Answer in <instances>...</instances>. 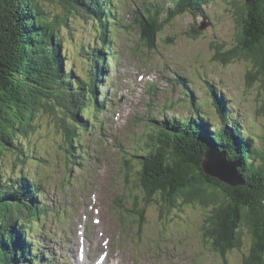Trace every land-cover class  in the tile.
<instances>
[{
  "label": "rangeland",
  "instance_id": "374dc122",
  "mask_svg": "<svg viewBox=\"0 0 264 264\" xmlns=\"http://www.w3.org/2000/svg\"><path fill=\"white\" fill-rule=\"evenodd\" d=\"M175 1H104L105 7L116 12V21L111 22L113 33L109 34V39L114 41L110 46L113 56L109 64V59L105 65L101 64L102 71L106 70L102 94L98 93L91 102L90 114H84L88 128L75 144V160L80 154L81 167L67 162L62 135L51 121L55 118L53 114L34 118V133L16 139L22 153L4 152L0 158V172L6 178L17 179L19 166L13 168V162L23 159L22 175L40 185L42 200L38 198L37 202L45 204L43 207L48 214L39 218V226L34 225L32 236L38 243L36 253H49L52 264L72 263L68 254L71 256L73 252L75 256L76 230L82 227L86 243L91 242L89 248L86 246L89 262L103 253L105 239L108 240L104 251L107 261L121 264H242L249 253L251 244L247 238L239 250L227 254L225 262L205 242L200 230L211 208L190 207L173 212L159 223L161 215L152 207L146 210L145 225L139 232V218L121 209L124 205L119 197L132 194L134 185L123 176L124 161L131 160L132 154L141 153L151 132V120L158 123L178 116L196 117L190 103L192 93L200 112L208 116L212 124L217 123L207 83L227 101L231 119L249 130L256 146L264 149V114L261 113L264 80H259V75L254 78L255 68L250 59L225 61L224 56L237 43L241 0H204L206 18L189 13L176 18L159 34L158 49L149 54L139 45L138 31L130 21L135 12L144 8L163 16ZM44 6L49 18L63 14L62 9L51 2ZM201 24L207 27L196 38L192 29ZM98 29L91 22L70 17L67 28L62 30L67 65L75 77L87 74L93 67L91 50L101 47ZM142 73V81H138ZM183 79L187 80L189 90L181 84ZM102 99L105 108L97 113L96 105H101ZM134 204L135 200H129L128 209ZM91 205L94 207L90 209ZM79 215L78 224L76 216ZM79 256L80 251V260Z\"/></svg>",
  "mask_w": 264,
  "mask_h": 264
},
{
  "label": "trees",
  "instance_id": "16d2710c",
  "mask_svg": "<svg viewBox=\"0 0 264 264\" xmlns=\"http://www.w3.org/2000/svg\"><path fill=\"white\" fill-rule=\"evenodd\" d=\"M104 1L0 0V158L4 152L22 153L16 139L34 133V118L53 114L55 121H51L62 135L63 150L75 160V144L88 128L85 115L100 93L98 73L103 71L99 64L104 65L114 44L109 34L113 33L111 22L116 17ZM46 2L60 7L63 14L49 18ZM241 2L237 43L225 53V61L250 59L254 78L259 75L263 81L264 0ZM202 3L205 1L178 0L163 16L152 11L135 12L131 24L138 31L139 45L148 53L155 52L159 34L176 18L187 13L206 18ZM70 17L91 22L101 34V51L91 50L92 70L81 78L75 77L67 65L62 30L67 28ZM192 30L196 38L201 35L199 27ZM181 84L189 90L186 79ZM208 89L217 123L212 124L200 112L190 93L196 117L153 122L154 131L147 135L141 153L124 161L123 176L126 182L132 181L131 191H135L130 194L135 200L134 209L130 208L128 214L139 218V232L149 208L161 215L159 223L173 212L190 207L211 208L200 230L211 249L226 262L227 254L239 250L248 238L251 245L242 264H264V149L256 146L249 130L231 119L227 101ZM96 108L101 109L99 105ZM209 145L223 150L229 161L240 164L242 186L228 187L203 173L202 162ZM19 162H13V168L19 166L17 179H8L0 172V264H36L33 226L48 214L37 202L38 198L42 200L40 185L22 175L25 161Z\"/></svg>",
  "mask_w": 264,
  "mask_h": 264
},
{
  "label": "water",
  "instance_id": "95a60500",
  "mask_svg": "<svg viewBox=\"0 0 264 264\" xmlns=\"http://www.w3.org/2000/svg\"><path fill=\"white\" fill-rule=\"evenodd\" d=\"M206 24H201L199 30L205 29L207 27ZM239 166V163L229 161L225 154L216 147L209 145L205 148L202 170L208 177L228 187L236 188L242 186L243 182L238 174Z\"/></svg>",
  "mask_w": 264,
  "mask_h": 264
},
{
  "label": "bare ground",
  "instance_id": "6f19581e",
  "mask_svg": "<svg viewBox=\"0 0 264 264\" xmlns=\"http://www.w3.org/2000/svg\"><path fill=\"white\" fill-rule=\"evenodd\" d=\"M178 0H176L175 1V3L177 2ZM204 1V0H203ZM170 3V2H169ZM171 4V3H170ZM203 5H205V3H202V9H203ZM171 7V6H170ZM142 10H145V13H147V12H151V9H147V8H144V9H142ZM113 11V13H114V15H116V12H114V10H112ZM204 12V11H203ZM112 46V45H111ZM110 49H111V47H110ZM111 54V53H110ZM112 55V54H111ZM210 88V90L212 91V90H216L212 85H209L208 83H207V88ZM209 91V90H208ZM105 92V91H104ZM104 95V94H103ZM98 98V97H97ZM102 98V97H101ZM187 98V97H186ZM102 101V100H101ZM191 103V102H190ZM112 105L114 104L113 102L111 103ZM193 104V103H192ZM98 105H99V103H98ZM101 108H105V102L102 104V105H99ZM203 109V108H202ZM208 110V109H207ZM103 110L102 109H97V113H100V112H102ZM169 112V111H168ZM174 112V111H173ZM90 114V113H89ZM88 114V115H89ZM87 115V116H88ZM90 117V116H89ZM87 119V118H86ZM92 119V118H91ZM85 120V119H84ZM89 121H91L90 119H89ZM153 122H156V121H150V123H151V132H150V135H152V133H153V131H154V129H153ZM88 124V123H87ZM70 148V147H69ZM81 149V148H80ZM80 163H82V161H80ZM38 189H40V188H38ZM132 192V194H133V191H131ZM131 194V193H130ZM127 195V196H124V195H122L121 197H119L120 198V200H121V202H122V204L124 205V206H122L121 207V209H123V208H125V212L127 211V210H129L128 209V206H130V205H128L129 204V200H131V201H134V199H131L130 198V196L131 195ZM75 201V200H74ZM83 201V200H82ZM118 202H117V206L118 207H120L121 205H119L120 204V201L119 200H117ZM82 204V203H81ZM83 204H84V202H83ZM41 205H43V206H45V204H41ZM132 208L131 209H134V207L133 206H131ZM87 208V207H86ZM80 209V208H79ZM85 209V208H84ZM121 209H119V210H121ZM127 209V210H126ZM78 210V209H77ZM82 210V209H81ZM80 210V211H81ZM84 211V210H83ZM87 212V211H86ZM89 212V211H88ZM78 214V213H77ZM91 215V214H90ZM80 216V217H79ZM79 216H76V218H77V222H78V224L80 223V219H81V215H79ZM89 219V218H88ZM92 219V218H91ZM90 221V220H89ZM86 222H87V218H86ZM89 223V222H88ZM95 223V222H94ZM96 225V224H95ZM139 225V224H138ZM78 227V226H77ZM87 228V227H86ZM89 229V228H88ZM87 229V230H88ZM93 229V228H92ZM73 231V230H72ZM78 233V229L76 230V234ZM75 234V233H74ZM87 234V233H86ZM71 236V235H70ZM84 237H85V234H84ZM93 237V236H92ZM79 238V240H77L76 241V243L78 244L77 245V248H76V254H75V256H74V253L72 252L71 253V256L68 254V256H69V259H71L72 260V263L71 264H77V263H79V264H92V262H88L87 261V255H84L82 258L83 259H81L80 258V260L78 259V252H79V250H78V248L80 247V243L82 242L81 241V237L79 236L78 237ZM86 238V237H85ZM98 240H100V238L99 239H97V241ZM73 242H75L74 240H73ZM96 243V242H95ZM98 243V242H97ZM93 244V243H92ZM90 245H91V242H90V244L88 245V248L90 247ZM75 246V245H74ZM98 249V248H97ZM100 249V248H99ZM98 249V250H99ZM93 250V249H92ZM78 251V252H77ZM85 252H86V250H85ZM93 253V252H92ZM89 254V253H88ZM77 256V257H76ZM42 258H44V254L42 255ZM108 258V257H107ZM90 259V258H89ZM95 259V258H94ZM78 260V261H77ZM109 260V259H108ZM70 261V260H69ZM81 261V262H80ZM71 262V261H70ZM75 262V263H74ZM37 264H41L40 263V261L37 263ZM51 264H52V262H51Z\"/></svg>",
  "mask_w": 264,
  "mask_h": 264
}]
</instances>
